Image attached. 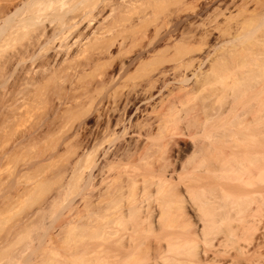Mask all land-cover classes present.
Segmentation results:
<instances>
[{
    "label": "bare ground",
    "instance_id": "bare-ground-1",
    "mask_svg": "<svg viewBox=\"0 0 264 264\" xmlns=\"http://www.w3.org/2000/svg\"><path fill=\"white\" fill-rule=\"evenodd\" d=\"M10 68L46 95V206L0 264L32 233L46 264H264V0H0Z\"/></svg>",
    "mask_w": 264,
    "mask_h": 264
},
{
    "label": "rangeland",
    "instance_id": "rangeland-1",
    "mask_svg": "<svg viewBox=\"0 0 264 264\" xmlns=\"http://www.w3.org/2000/svg\"><path fill=\"white\" fill-rule=\"evenodd\" d=\"M9 48L7 47V52L5 49V54L11 51ZM11 71L12 69L10 68L7 71L9 73H6L7 82L0 85V177L4 176V179H2V181L0 180V199L3 201L5 198L6 200L7 193L12 194V189L15 190L14 188L16 185L23 183V174L20 178H18V176L20 173H25L26 170H28V173L31 170L33 172H31L32 177L31 174H29V176L28 174L26 175L27 172L25 173V178L29 176V178H27L28 182L29 180L33 181V178L36 181V183L34 181L35 184H37L38 179H40V181L38 180V184L36 187L34 186L36 189L34 188V192L31 191L32 194L24 196L25 198L23 197L24 199L22 200L16 198L19 202L14 199L16 200V205L13 204L12 206L11 204L12 207L9 206V208L2 206L5 204L4 202L9 200L3 201V204H0V207L2 206L0 209V211L2 210L0 213V239L4 237L3 235L8 229L13 230L15 226L17 228L21 224H25V219L29 220L31 218L32 220V217L36 215L34 212L40 214L42 211L40 213L37 211L39 210V205L41 208H43L44 205L46 206V179H43L46 178V117L48 116V112H46V95L43 96V99L40 97V100V98L38 99L37 97L34 98L30 96L32 91L30 90L29 92L27 90V92L24 93H30L29 95H25L24 93L21 94L22 92H20V94H16L15 97L12 96L11 93H14L16 87H19L14 83L16 74L19 73V70L13 69L12 73ZM5 90L6 93L10 92L4 95L3 93ZM18 90H16L15 93ZM9 95L12 98H9ZM22 170H25V172ZM35 173L41 174L37 177V174L34 176ZM10 174L13 175V177L9 178L8 175ZM43 174L45 176H42ZM16 177L18 178L17 180ZM9 184L12 185V188H8ZM44 209L42 210L45 211ZM30 214L33 216L30 217ZM44 219L46 223V218L44 217ZM20 238L21 239L18 238L19 241L17 240L11 249L16 250L25 247L28 238L23 236H20ZM30 238H32L30 244L25 248V253L23 251V255L30 253L34 263L46 264V244L42 245V247L33 249L34 245L38 244V241L35 239V233H32Z\"/></svg>",
    "mask_w": 264,
    "mask_h": 264
}]
</instances>
